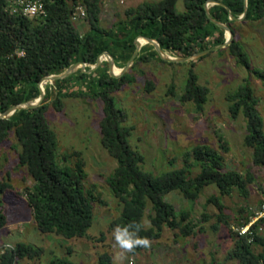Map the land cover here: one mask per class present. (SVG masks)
<instances>
[{
    "label": "trees",
    "instance_id": "1",
    "mask_svg": "<svg viewBox=\"0 0 264 264\" xmlns=\"http://www.w3.org/2000/svg\"><path fill=\"white\" fill-rule=\"evenodd\" d=\"M42 1L47 11L45 17L25 14L14 0H0V112L15 104L35 101L40 96L39 81L44 77L60 74L76 62L95 64L105 51L114 57L116 66L123 68L135 52V39L140 35L157 40L165 52L182 57L215 48L227 39L226 30L207 15L205 3L208 0H184V11L178 9V0L145 1L128 8L125 18L109 27L102 24V0ZM218 1L230 9L213 4L209 8L212 18L227 24L236 34V20H231L230 14L241 17L245 11V0ZM79 5L86 10L84 18L89 28L85 32L80 31L73 20ZM262 19L264 0H248L244 20L257 22ZM139 41L143 43L145 39L139 38ZM224 49H228L236 61L264 85V68L253 66L239 39L235 38ZM156 59L167 62L152 44L146 43L136 56L132 69L142 62ZM101 67V71L98 72L99 67L92 74L78 69L67 78L46 83L45 98L40 106L20 109L7 118H0V148L14 136L20 148L19 165L27 168L33 180L23 192L17 191L10 183L9 174L0 180V232L7 222L1 194L14 192L20 196L26 194L42 233L86 238L92 242L95 239L89 230L94 224V202L99 199L86 188L85 162L77 151L72 153L78 157L75 165L68 161V155L59 153L58 132L47 117L51 99L55 108L61 110L63 99L76 95L103 102V116L99 121L101 143L117 161L106 182L123 206L119 217L111 221V226L140 223L141 230L137 235L149 241L158 239L166 227L179 228L183 235L190 236L195 233L197 225L192 222L189 210H178L173 202L167 200V195L180 191L186 199L196 201L204 188L216 185L219 195L212 194L208 198L209 203H214L219 209L218 221L213 228L220 224L230 227L221 197L231 195L234 190L247 196L248 185L255 181L254 172L249 170L244 175L226 169L221 152L208 144H199L187 151L182 166L178 168L161 173L145 170V157L130 140L133 127L126 124L127 111L118 105L114 96V92L134 82L137 77L130 72L119 78L112 77L106 61ZM76 76L86 84L85 90L74 91L66 87ZM147 83L149 88L154 85L151 79ZM169 89L174 93L173 83ZM208 94L209 88L200 84L198 75L190 69L180 96L182 102L194 101L197 111L202 112ZM227 99L232 117L243 113L246 118L244 143L253 148V165L264 167V119L257 108L253 87L246 82L229 92ZM147 211L151 222L149 228L144 224ZM206 217L204 213L203 218ZM250 220L251 216L245 217L239 227L247 225ZM262 226L264 216L252 224L251 233H236L235 246L226 259H237L241 264H264V234L259 231ZM231 234L234 236L232 230ZM2 247L0 264H18L25 258L38 260L44 254L43 246L24 241L13 247ZM256 247H261V250L256 251ZM143 248L138 245L131 251L137 253ZM44 264L76 263L65 256H54ZM99 264H113L109 253L100 255ZM212 264L217 263L212 261Z\"/></svg>",
    "mask_w": 264,
    "mask_h": 264
},
{
    "label": "rangeland",
    "instance_id": "2",
    "mask_svg": "<svg viewBox=\"0 0 264 264\" xmlns=\"http://www.w3.org/2000/svg\"><path fill=\"white\" fill-rule=\"evenodd\" d=\"M145 1L160 0H102V24L109 27L115 21L124 19L128 8ZM177 7L184 11V0H178ZM75 21L80 31L85 32L89 28L85 18ZM235 28L234 39L242 42L253 66L264 68V19L257 22L237 19ZM226 35H229L228 32ZM145 44L143 42L142 46ZM215 48L185 61L165 60L172 64L156 59L142 62L133 69L131 67L127 72L136 76V80L114 92V96L118 105L127 111L126 124L133 127L130 140L133 147L143 153L145 170L161 173L178 168L182 166L187 151L199 144H208L221 152L226 169L244 175L249 170L254 172L255 181L248 185L247 196L234 190L231 195L221 197L230 227L220 224L218 228H213L218 221L219 209L214 203H209L208 198L212 194L219 195L216 185L204 188L196 201L186 199L180 191H173L167 195V200L173 202L178 210H189L192 222L197 225L195 233L185 236L179 228L166 227L158 239L149 241V246L137 253L119 248L113 239L115 227L111 226V221L119 217L123 206L106 182L117 161L101 143L99 121L103 116V102L76 95L64 98L61 110L55 108L51 99L47 117L58 132L59 153L68 155V161L75 165L78 157L72 153L77 151L85 162L86 188L99 199L94 202V224L89 230L95 239L92 242L86 238L42 233L34 220L26 194L20 196L7 192L1 194L7 222L0 232V249L6 243L15 245L19 241L43 246L44 254L40 259L25 258L18 264H44L54 256H65L76 264H99L103 253H109L113 264H212V261L217 264H241L237 259L227 260L226 256L235 246V234H239L242 228L239 227L240 221L248 216L252 221L264 209V167L253 165V148L244 143L246 118L243 113L232 117L227 95L248 82L254 89L257 108L264 119V85L239 64L228 49ZM104 61L108 62L109 70L108 58L103 55L100 68L97 67L96 71L98 68V72L101 71ZM78 69L81 68H76L73 73ZM190 69L198 75L199 83L209 88L202 112L197 111L194 101L182 102L180 99ZM117 70L121 68L114 64L113 71L116 73ZM94 71L85 73L92 74ZM148 79L154 83L150 88ZM48 82H43L44 92ZM172 83L174 93L169 89ZM85 85L76 76L69 80L66 87L83 91ZM19 149L14 136L1 146L0 180L9 174L10 183L17 191L23 192L33 180L27 168L19 165ZM204 213L207 214L205 219ZM144 224L146 228L151 227L148 211ZM259 231L264 234V226ZM255 249L260 251L261 247Z\"/></svg>",
    "mask_w": 264,
    "mask_h": 264
},
{
    "label": "water",
    "instance_id": "3",
    "mask_svg": "<svg viewBox=\"0 0 264 264\" xmlns=\"http://www.w3.org/2000/svg\"><path fill=\"white\" fill-rule=\"evenodd\" d=\"M211 3L212 4H221V5H224V6H226V5L223 2L218 1V0H208L205 3V9H206V12H207L208 17L216 25L224 28L226 30V32H228V34H229L227 36L226 41L223 44H221V45H219V46H217L215 48V49H220V48L226 47L227 45H229L234 40V32L232 31V29L227 24H224V23L219 22V21L215 20L214 18H212L211 14H210V10H209V4H211ZM226 7L228 9H230L228 6H226ZM247 10H248V0H245V11H244L243 15L241 17H239V18H236L233 14H230V19L231 20H237V19L244 18L246 16ZM139 38H143V39H145V42L146 43L152 44L154 46V48L157 50L159 56L162 59L167 60V61H185V60L193 59L194 57L199 56V55H202L204 53H207L210 50V49H207V50L200 51V52H197L195 54H192L190 56L176 58V57H173V56L167 54L162 49L160 43L157 40L152 39V38L147 37V36L140 35V36H138L135 39V45H136L135 52L133 53V55L130 58V60L128 61V63L123 68H121V71L119 73H115L113 71V67H114V64H115V60H114V57L108 51L103 52L98 57V59H97V61H96L95 64L90 65V64H88L86 62H76V63H73L64 72H62L60 74H52V75L46 76L42 80H40L39 81L40 96L35 101H26V102H22V103H19V104H15V105L11 106L10 108H8L7 110H5L3 112H0V118H7V117L11 116L12 114H14L15 111L20 110V109L36 108V107L40 106L42 104L44 98H45V92L42 90V85H43V82L44 81L53 82V81H55L57 79L67 78L78 67H80L83 72H91V71H94L101 64L102 56L103 55L107 56V58H108V61H109V73L111 74V76L112 77H115V78H119V77L123 76L132 67L136 56L138 55L139 51L142 48V44L143 43L142 42L140 43ZM86 66H90V68L86 70L85 69Z\"/></svg>",
    "mask_w": 264,
    "mask_h": 264
},
{
    "label": "built area",
    "instance_id": "4",
    "mask_svg": "<svg viewBox=\"0 0 264 264\" xmlns=\"http://www.w3.org/2000/svg\"><path fill=\"white\" fill-rule=\"evenodd\" d=\"M14 2L19 5L22 11L30 16H42L45 17L47 11L45 9L44 2L42 0H14ZM86 16V10L83 6L79 5L77 7L76 12L73 15V20H77L79 18H84ZM23 54V52H20ZM264 216V209L261 212H258L255 218L250 221L247 225L243 226L239 230V235H245L250 232V227L252 224L257 221L260 217ZM4 247H13L12 244H5ZM3 248V247H2ZM4 249V248H3ZM133 263V262H132Z\"/></svg>",
    "mask_w": 264,
    "mask_h": 264
},
{
    "label": "clouds",
    "instance_id": "5",
    "mask_svg": "<svg viewBox=\"0 0 264 264\" xmlns=\"http://www.w3.org/2000/svg\"><path fill=\"white\" fill-rule=\"evenodd\" d=\"M141 230V224L130 222L124 227H115L113 230V239L119 248L126 251L133 250L136 246H149V240L146 237H140L137 233Z\"/></svg>",
    "mask_w": 264,
    "mask_h": 264
},
{
    "label": "bare ground",
    "instance_id": "6",
    "mask_svg": "<svg viewBox=\"0 0 264 264\" xmlns=\"http://www.w3.org/2000/svg\"><path fill=\"white\" fill-rule=\"evenodd\" d=\"M145 42V41H144Z\"/></svg>",
    "mask_w": 264,
    "mask_h": 264
}]
</instances>
